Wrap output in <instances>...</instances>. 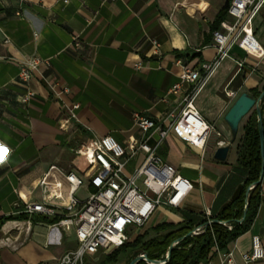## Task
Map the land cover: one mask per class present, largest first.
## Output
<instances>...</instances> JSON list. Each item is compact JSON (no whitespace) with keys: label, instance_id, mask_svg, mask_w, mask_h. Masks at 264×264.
Wrapping results in <instances>:
<instances>
[{"label":"crops","instance_id":"1","mask_svg":"<svg viewBox=\"0 0 264 264\" xmlns=\"http://www.w3.org/2000/svg\"><path fill=\"white\" fill-rule=\"evenodd\" d=\"M227 2L0 0V218L18 216L22 204L16 192L39 199L31 188L49 166L81 175L84 169L74 166L82 161L73 150L93 138L109 135L121 145L147 138L155 146L158 135L150 131L141 139L133 115L164 126L169 115H178L184 93L172 97L167 91L183 67L199 68L214 59L211 29ZM251 28L254 42L264 50V7ZM75 38L78 48L72 45ZM150 40L159 44V56L152 54ZM31 57L48 65L29 83L35 97L22 104L26 89L18 80L19 65ZM137 63L140 69L134 68ZM253 90L264 91V57L248 55L235 44L193 99L212 128L204 149L188 146L173 133L157 147L158 155L192 184L191 191L179 208L155 209L141 228L129 231L134 232L129 241L144 234V241L149 240L156 236L155 227L178 226L184 219L196 227L238 196L246 171L236 165V143L224 162L215 161L213 154L218 142L224 146L231 138L225 114L241 93L252 95ZM142 159L138 154L128 171ZM26 217L0 228V264H58L76 248L72 229L33 222L38 215ZM252 236L264 246V179L250 229L215 251L207 264H245L241 255L249 252ZM227 253L230 263L224 261ZM131 256L120 255L116 264H129Z\"/></svg>","mask_w":264,"mask_h":264},{"label":"built area","instance_id":"2","mask_svg":"<svg viewBox=\"0 0 264 264\" xmlns=\"http://www.w3.org/2000/svg\"><path fill=\"white\" fill-rule=\"evenodd\" d=\"M262 7L264 0H230L227 19L212 33L214 59L199 68L183 67L177 82L167 91V96L172 97L184 93L180 111L176 116L169 115L168 125L133 115V124L141 139L150 131L158 135L155 146L148 145L147 138L132 139L123 145L109 135L93 138L73 150L85 166L81 175L51 165L31 188L39 192L38 200L16 192L22 204L17 215L59 216L55 226L74 231L77 246L65 253L58 264H84L87 257L101 250H115L128 241L127 233L141 228L158 207H180L192 184L158 155L157 147L173 133L188 146L204 149L212 128L195 109L193 99L220 61L229 56L233 45L248 55L264 57V50L252 38L251 28L253 18ZM149 42L152 54L159 56V44L154 40ZM72 45L79 47L76 38ZM236 64L239 68L242 66L240 61ZM47 65L46 60L38 57L19 65L18 80L26 89L20 99L22 104H28L35 97L29 83L40 73V68ZM134 68L140 69V64H135ZM226 95L234 96L230 92ZM217 146L223 143L218 142ZM138 154H142L143 159L129 172L128 165ZM79 191L82 196L76 195ZM241 257L245 264L264 260V246L258 236H252L249 252ZM230 259L231 253L224 255V261L230 263Z\"/></svg>","mask_w":264,"mask_h":264},{"label":"trees","instance_id":"3","mask_svg":"<svg viewBox=\"0 0 264 264\" xmlns=\"http://www.w3.org/2000/svg\"><path fill=\"white\" fill-rule=\"evenodd\" d=\"M228 6L229 2L217 15L211 29L212 33L218 29L219 24L226 18ZM251 93L254 97H258L260 94L257 90H253ZM260 110L262 128H264V100L260 104ZM235 143L236 165L246 171V178L238 196L216 216L202 219L196 227H193V223L189 219H184L183 223L178 226L159 225L153 229L156 234L154 238L144 241L146 235H139L133 241H127L109 254H104L95 262L90 261L89 257L86 258L84 264H116L118 257L128 252L132 255L130 260L144 253L150 261H161L165 258L167 249L173 242L198 227L200 229L197 234L184 237L171 249L169 259L165 264H207L215 251L226 249L229 243L246 233L255 219L260 203L261 183L256 184L246 196V189L258 181L260 172L259 137L255 112H252L245 119L240 129V136H238ZM246 199L248 201L247 212L244 220L238 223L242 217ZM26 218V215L0 218V228L8 221L24 220ZM59 218V216L52 218L39 217L33 222L55 224ZM212 220L224 222L225 226L217 223L205 226L206 222ZM97 254L93 256L96 257ZM137 264L146 263L140 261Z\"/></svg>","mask_w":264,"mask_h":264},{"label":"water","instance_id":"4","mask_svg":"<svg viewBox=\"0 0 264 264\" xmlns=\"http://www.w3.org/2000/svg\"><path fill=\"white\" fill-rule=\"evenodd\" d=\"M264 100V91H262L258 97H254L251 94L248 93H241L233 102L230 109L227 111V113L224 116V122L227 124L229 131H230V141L227 145L218 147L214 154L213 159L217 162H224L227 158V154L229 152L230 147L236 142L240 129L242 127L243 121L252 113L255 112L256 119H257V129H258V137H259V151H260V172H259V179L258 181L248 187L246 189V196L248 195V192L256 185L261 183L262 179H264V128H262V122H261V110H260V104ZM248 207V201L245 200V205L243 209V214L241 219L238 221V223H241L244 220V217L247 212ZM221 224L225 226L224 222H218L215 220L209 221L205 223V226L209 224ZM200 227L193 229L190 233L186 234L184 237L192 234L195 235L199 231ZM184 237L177 239L175 242H173L167 249V253L165 255V258L161 261H150L147 258L146 254H140L136 257H134L132 260H130L129 264H137L140 261L145 262L146 264H165L170 256L171 249L179 243Z\"/></svg>","mask_w":264,"mask_h":264},{"label":"rangeland","instance_id":"5","mask_svg":"<svg viewBox=\"0 0 264 264\" xmlns=\"http://www.w3.org/2000/svg\"><path fill=\"white\" fill-rule=\"evenodd\" d=\"M244 121H245V120H244ZM244 121H243V123H244ZM243 123H242V124H243ZM230 155L232 156V155H233V152H231ZM74 168L77 169V170H79V171H81V170L84 169V165H83L81 162L78 161V162L75 163ZM77 194L80 195V194H81V191H79ZM131 232H132V231H131ZM133 234H134V232H133V233H129V232L127 233L128 241L130 240L129 238H131ZM104 254H109V253L106 252V251H102V250H101V251H99L98 254L96 255L97 258L94 257V256H90L89 259H90V261L95 262V261H97L98 258H100L101 256H103Z\"/></svg>","mask_w":264,"mask_h":264}]
</instances>
